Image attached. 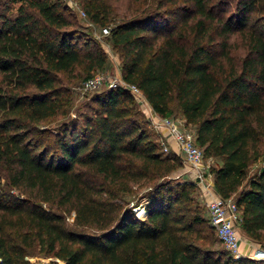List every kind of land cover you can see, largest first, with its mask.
Masks as SVG:
<instances>
[{
  "label": "trees",
  "instance_id": "obj_1",
  "mask_svg": "<svg viewBox=\"0 0 264 264\" xmlns=\"http://www.w3.org/2000/svg\"><path fill=\"white\" fill-rule=\"evenodd\" d=\"M11 1L12 13L0 2V264L35 252L50 264H264L203 234L204 221L215 229L201 186L173 177L182 159L151 139L128 90L43 127L67 115L71 74L94 75L107 52L62 0ZM134 1L108 36L122 79L158 115L177 107L215 193L234 198L240 233L264 248V163L249 175L264 146V0ZM77 2L101 26L119 15L109 0Z\"/></svg>",
  "mask_w": 264,
  "mask_h": 264
},
{
  "label": "built area",
  "instance_id": "obj_2",
  "mask_svg": "<svg viewBox=\"0 0 264 264\" xmlns=\"http://www.w3.org/2000/svg\"><path fill=\"white\" fill-rule=\"evenodd\" d=\"M67 5L77 12V14L85 18L87 16L84 9L79 5L76 0H64ZM110 34V28L104 26L96 37H108ZM109 46V45H108ZM110 48V46H109ZM124 88L128 90L134 97L136 104L141 106L147 116L149 127L153 130L160 132L171 138L176 146L177 150L174 151L181 159L182 162L189 166L190 170L184 171L182 174L185 180L193 179L201 186L205 191L203 196L206 198L205 213L209 224L215 229L216 235L222 247L230 253L234 259L250 258L253 260H264V248L245 238L240 233V210L238 209L233 197L221 198L213 189L212 175L209 172V166L204 165V152L200 148L195 139V132L193 128L186 125L185 120L179 117L173 116H160L155 113L142 91L135 85L124 81L119 73L118 76L105 72H97L94 75L86 78L80 87L78 92V99L84 100L86 96L94 91H101L107 89ZM164 144V143H163ZM162 151L168 152V146L163 145ZM211 160V159H209ZM143 210L138 211V215H142ZM244 240L245 248H241V242ZM28 260L32 262L30 257ZM53 259L50 258L46 263H50ZM58 264H63L58 261ZM35 264L34 262H32Z\"/></svg>",
  "mask_w": 264,
  "mask_h": 264
},
{
  "label": "rangeland",
  "instance_id": "obj_3",
  "mask_svg": "<svg viewBox=\"0 0 264 264\" xmlns=\"http://www.w3.org/2000/svg\"><path fill=\"white\" fill-rule=\"evenodd\" d=\"M62 1L65 5H67L64 0H62ZM109 1L112 3L116 12H118V14H119L118 16H116V18H117L116 20L111 21V22H109V24H107V27H109V28L111 26H113L114 22H118L121 20L120 15L123 14L124 12H126L125 10H127V9L131 10L136 6V2L134 0H109ZM0 2L4 6L7 7V12H10V13L15 12L17 6L19 5L18 2H12L11 0H0ZM72 12H73V15L75 16V22L77 23V30L79 32L83 33L84 36L86 37V39H91L97 45L106 49V52H107L106 65L104 66L103 69L98 70L95 73L105 72V73H109L111 75L113 74L114 76H118L120 73L119 59H118L117 54H115L111 50V48H109L108 37H99V38L96 37V35L100 32L101 28L104 26H101V25H98V24L92 22L87 13H86L87 16L85 18H82L73 9H72ZM77 73L79 74V76L76 75ZM85 76H86V74L79 71V69H77L74 74H71L70 82L68 83L69 84L68 88L70 90V99L71 100H70V103L68 105L67 115L64 117L55 118L53 120L52 119L47 120L45 122L46 125H44L43 127H47L49 129L56 128L57 122H65L69 118L77 117V119L79 121L82 120V114L86 113V109L84 108L85 102H90L93 97L99 95L103 91V90H101L100 92L99 91L91 92L86 96L88 98L86 101H82V100L79 101L78 92L80 90L82 82L85 80ZM136 108H137V110H139V114L137 115V118H138L139 122L142 124V126L148 130L151 139L157 141L160 144L159 145L160 147H163L164 144L167 145L168 146V152L167 153L173 152V150L170 148V145L167 143V141L165 139L160 138L161 133L156 131V130H153L151 127H149V122L147 120V116H146L144 109L141 106H139L138 104H137ZM173 115L182 118L181 114L179 113V111L175 105H173ZM263 163H264V146H263L262 153H261L259 160L251 165V168L249 170V175L256 173L257 170L260 168V166ZM204 165L206 167L213 165L212 160L205 159ZM186 170L188 171V170H190V168L188 165L183 163V167L181 169H179L178 172H176V174L173 175V177L176 178V180H178L180 182L189 181V179L185 180L184 179L185 177L182 175V174H184V171H186ZM190 175H192L191 170H190ZM191 181H194V180L191 179ZM194 197H195V202L199 208L201 215L205 216L206 198L203 196L200 188L199 189L196 188L194 190ZM142 208L143 207H140V206L137 207L138 211ZM138 211H137V214H138ZM202 229H203V234H205L206 236L208 234H210V237H212L214 240H218L215 232L213 230L211 231L209 229V225H208L207 221H204V227H202ZM217 246L223 248L220 243H218ZM29 257L32 259V262H34L35 264H50V263H48L49 262L48 260L51 257L44 256L42 253L35 252V253H32L31 255H29ZM45 260H47L48 262L46 263Z\"/></svg>",
  "mask_w": 264,
  "mask_h": 264
},
{
  "label": "crops",
  "instance_id": "obj_4",
  "mask_svg": "<svg viewBox=\"0 0 264 264\" xmlns=\"http://www.w3.org/2000/svg\"><path fill=\"white\" fill-rule=\"evenodd\" d=\"M160 138L161 139H165L166 141H167V143L170 145V148L173 150V151H176L177 150V146H176V144H175V142L171 139V138H169V137H167V136H165V135H162L161 134V136H160ZM213 180V179H212ZM200 186V185H199ZM202 189V188H201ZM205 193V191H203L202 190V194H204ZM245 241L244 240H242V242H241V248H245L246 246H245Z\"/></svg>",
  "mask_w": 264,
  "mask_h": 264
}]
</instances>
